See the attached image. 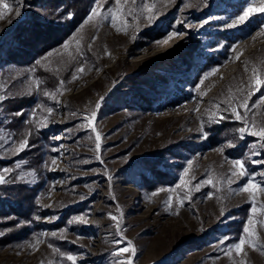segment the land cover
I'll list each match as a JSON object with an SVG mask.
<instances>
[{"label":"rangeland","instance_id":"rangeland-1","mask_svg":"<svg viewBox=\"0 0 264 264\" xmlns=\"http://www.w3.org/2000/svg\"><path fill=\"white\" fill-rule=\"evenodd\" d=\"M86 1V17L72 32L31 58L25 52L41 39L35 31L62 20L61 7L6 0L10 10L0 9V170L13 169L5 177L29 187L37 183L35 171H46L49 180L37 200L35 233L1 241L7 230H0V264H72L68 255L75 264H240L234 250L225 251L250 215L253 239L264 244V192L239 191L247 176L229 184L237 171L231 162L243 161L264 187V148L248 132L240 138L244 122L231 107L243 115L238 105L253 92L248 120L264 127V86L256 91L249 83L253 69L264 79V14L228 27L251 0H137L136 6L99 0L138 17L129 16L124 34L110 17L85 24L97 5ZM142 2L155 4L151 21L136 11ZM117 27L124 28L119 14ZM173 32L180 35L168 39ZM93 111L99 152L96 133L81 127ZM25 139L28 146L17 154ZM209 177L215 187L204 183ZM128 241L134 255H113ZM245 252L246 264H264L259 248Z\"/></svg>","mask_w":264,"mask_h":264},{"label":"snow or ice","instance_id":"snow-or-ice-1","mask_svg":"<svg viewBox=\"0 0 264 264\" xmlns=\"http://www.w3.org/2000/svg\"><path fill=\"white\" fill-rule=\"evenodd\" d=\"M115 2H116L117 5H119L121 0H115ZM128 3H130L132 6H136L137 5V0H125V4H128ZM16 6H17V9H18V5H16ZM0 9L10 10V4L8 2H6V0H0ZM154 9H155V4L154 3L149 4L147 2H142L141 5L136 8V11L139 12V11L142 10L143 12L148 13L149 15L144 16V18L149 20V21H151L154 18V15H155ZM258 13L259 14H264V0H259V4L258 5L256 4V0H251V2L248 3L247 6H245L243 8L242 12L237 15V17L233 21V23L229 24L227 26L228 27H233V26H235L236 23H238V22L242 23L245 20H247L250 16L258 14ZM118 14H119L120 17L123 18L124 28L117 27ZM3 15H4V12L0 11V19L3 18ZM16 15L17 16L20 15V11L19 10L16 11ZM129 16H134V18H138V17H135V14L133 13L131 8H129V9H121V8H116V9L107 8V9H105L99 4V0H97V5L91 9V12H90L89 16L87 17V19L85 20L84 23L88 24L94 18H98V17H102L104 19H108L110 17V26L115 28L118 33L123 32L124 34H126V28H127L128 22H129V19H128ZM205 22H207V21H205ZM177 23H181V21L178 20ZM260 34L264 35V28L261 29V33ZM175 35H180V33H176V32L170 33L169 36H168V39H171ZM163 42H167V41L165 40ZM77 44H79V41H77ZM64 47L67 48L68 45L66 44ZM89 47H91V46L89 45ZM105 54L106 55H110L107 52V50H105ZM78 71L83 73L85 71V69L83 67H80L78 69ZM212 71L215 72L216 69H213ZM211 74L212 73L205 74V78L207 76L211 75ZM77 78L78 77L75 74L72 77L73 80H75ZM69 82H71V81H69ZM60 83H61V87H62L64 82L61 81ZM201 83H203V79L201 80ZM249 83H250V87H251V84L254 83L255 86H256L255 90L259 91L260 87L264 86V79H262L256 73L255 69H253V76H252L251 81ZM38 84H39V82H37V85ZM252 94H253V92L250 91L247 94V96L242 100V102H240L239 105H238V107L245 109V113L243 115H241L237 111V107H231V111H232V114L235 116V118L237 120H240V121L244 122V126L240 127L238 129L239 133L242 134L240 138L243 139L244 138L243 134L245 132H248L249 135L258 137V141H259L260 147L264 148V127H260L258 129H256L255 123L253 122V123L250 124L249 120H248V115H247L248 107H249L248 100H249V98H250V96ZM45 95H49V94L45 93ZM261 99L264 100V97H262ZM0 100H3L2 96H0ZM229 103H230V106H231V101H229ZM254 106L255 105H253V107ZM96 108L97 109L99 108V103L96 105ZM46 111H47L48 115H52V113H53V109H51V108H48ZM20 114L21 113H16V115H20ZM221 118L223 119V117H221ZM83 119L85 121V124L81 125V127H91V130L96 133V136H95V141H96L95 148H96V151L99 152L100 146H101V144H100L101 134L97 131V129L95 127V119H96L95 111H93L91 113V115H85L83 117ZM46 120H47V117H42V123H41L42 127L46 126V123H45ZM251 129H256V130H251ZM27 146H28L27 140L26 139L22 140L18 144V146L16 147L17 154L19 153V151L24 150ZM229 146H232V145H229ZM54 151H55V149H54ZM256 154H259V153H256ZM96 158L99 160L100 156L97 155ZM56 163H57V160L55 158H53L52 161H51V164L55 165ZM84 163H87V161H84ZM260 163H264V161H260ZM189 164L191 165V162H189ZM231 164H232V168L236 169L237 171H231L230 172V175L228 177V183L229 184L232 183L231 177H233V176H239V177L247 176V177H249L247 183L245 185H243L239 189V191L250 193L252 197L255 196L256 191L264 192V187L258 185L255 182V178L253 176H251V174H249L247 172V169L245 168V165H244L243 161L236 160V161H232ZM11 171H13V169L0 170V184H5V183L8 182L7 178L5 177V175L3 173L11 172ZM187 172H188V169L186 168L184 174H187ZM204 183L205 184H213V187H215V184L213 183V179L211 177H209L207 180H205ZM216 183H219V180H217ZM181 184H185L184 175L181 176ZM177 187H180V185H177ZM193 187H197V190H199L198 186L194 185ZM217 190H219V189H217ZM153 195H155V193ZM209 196L211 198V194H209ZM168 199H169V201H171L172 197L169 196ZM181 203H182V200H181ZM256 211H257V208H256L255 205H253V207L251 209V212L254 214ZM109 218L111 220H113V221H117V227H118V224H119L118 217L109 214ZM78 219L82 220L83 218H78ZM252 226H253V218L250 215L249 218H248L247 224L245 225V227L243 229V233L244 234L241 235V237L239 238V240L236 243H234L231 246H229L226 249V251H225V254L229 255L234 250L236 256L242 257V259L240 261V264H246L245 259H243V257L247 256V253L245 252V247L246 246L248 248H251L254 251L259 248L262 252H264V244H257L256 241L253 239V236L255 235V233L250 230ZM51 235L55 236L56 233H52ZM225 239H227V238H225ZM117 243H119V242H117ZM221 243H224V240H222ZM29 247H35V245L30 244ZM49 247H51V245H49ZM121 253H131L132 255L135 254V249L133 248L131 241H128L127 247L122 248V249H118V251L113 253V255H120ZM67 259L69 261H72V264H75V257H73L71 255H68ZM119 264H131V260L128 259L127 261H120Z\"/></svg>","mask_w":264,"mask_h":264},{"label":"trees","instance_id":"trees-1","mask_svg":"<svg viewBox=\"0 0 264 264\" xmlns=\"http://www.w3.org/2000/svg\"><path fill=\"white\" fill-rule=\"evenodd\" d=\"M52 1L61 7L60 14L64 17L63 21L61 19L58 22L48 21L35 31L34 35H39L41 39H37L38 41L33 43L30 51L25 52L29 58L38 50H47L63 40L86 17L89 9V3L86 0ZM33 40L34 36L28 37V42ZM218 53L220 55L219 51ZM35 172L38 180L32 187L8 179L7 183L0 184V230H7L1 241L17 240L19 242L35 233L37 200L49 188L46 171Z\"/></svg>","mask_w":264,"mask_h":264}]
</instances>
